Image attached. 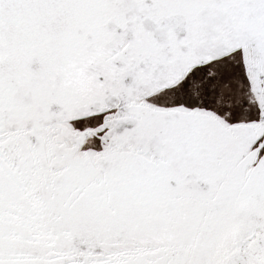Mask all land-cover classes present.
<instances>
[{"label": "snow or ice", "instance_id": "obj_1", "mask_svg": "<svg viewBox=\"0 0 264 264\" xmlns=\"http://www.w3.org/2000/svg\"><path fill=\"white\" fill-rule=\"evenodd\" d=\"M0 264H264V0H0Z\"/></svg>", "mask_w": 264, "mask_h": 264}]
</instances>
